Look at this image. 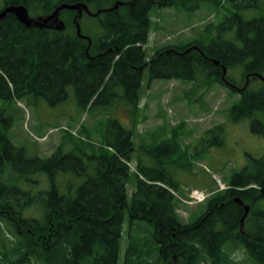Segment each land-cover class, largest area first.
I'll return each instance as SVG.
<instances>
[{
	"label": "trees",
	"instance_id": "16d2710c",
	"mask_svg": "<svg viewBox=\"0 0 264 264\" xmlns=\"http://www.w3.org/2000/svg\"><path fill=\"white\" fill-rule=\"evenodd\" d=\"M1 1L3 8L24 6L31 17L49 15L62 3L83 4L93 13L121 3L116 10L88 16L96 18L103 31L88 51L87 41L76 36L74 11L61 12L62 32L27 28L12 14L0 19V225H9L14 233L11 264H118L125 219L128 241L122 264H238L230 258L229 248L240 250L255 264H264V154L250 158L248 165L227 177L226 189L214 192L206 200L205 210L183 224L176 213L178 199L171 193L178 191L179 184L167 167L176 151L170 143L174 138L151 149L144 143L140 146L155 160L151 158L148 168L139 160L128 201L126 186L134 146L131 133L111 114H105V123L101 121L107 150L81 154L93 159L95 168L89 175L88 164L78 162L75 171L85 180L72 198L61 195L55 186L57 173L67 170L63 162L76 160L71 153L62 154L58 148L46 158L28 159L24 149L16 147L7 135L18 111L11 106L15 100L32 96L55 104L67 99L69 87L80 112L116 103L135 112L145 69L148 85L154 80L186 83L202 77V82L239 94V100L227 109L228 119L250 120L251 130L263 133L264 85L239 92L220 76L223 66L227 70L239 68L244 76L263 74L264 16L245 20L232 13L218 25L204 26L203 40L165 45L147 59L143 47L148 40L151 9L156 5L191 14L200 10L203 0ZM224 3L236 11L259 6V0ZM212 29L217 35L208 38ZM230 29L235 32L233 40L222 37ZM194 46L198 49L185 53ZM225 77L236 87L244 85ZM254 80L258 78H250ZM222 130L217 125L205 132L214 135L209 147L223 145ZM31 174L45 175L51 188L32 194L25 188L30 183L25 178ZM238 201L249 206L241 230L243 208ZM34 202L43 208L40 218L23 214Z\"/></svg>",
	"mask_w": 264,
	"mask_h": 264
},
{
	"label": "rangeland",
	"instance_id": "374dc122",
	"mask_svg": "<svg viewBox=\"0 0 264 264\" xmlns=\"http://www.w3.org/2000/svg\"><path fill=\"white\" fill-rule=\"evenodd\" d=\"M2 8L3 2L0 0V9ZM232 13H239L245 20L263 17L264 0H259L257 8L239 11L230 8L224 0H203L200 10L191 14L155 5L149 14V35L143 47L146 58L165 45L203 40L204 26L218 25ZM61 19L64 20V17ZM79 25L81 33L94 43L103 34L96 18L83 16ZM211 31L207 37L215 38L217 34L214 29ZM234 36V29L222 35L232 40ZM237 46L241 47L242 44L237 42ZM226 74L228 79L238 86L246 82V75L244 76L239 68L228 69ZM262 76L264 77V72ZM261 85L260 80L248 81V88L252 90L260 88ZM67 92V99L55 104L32 96L15 100L11 106L18 111H15L7 135L16 147L24 149L28 159L46 158L58 148L62 154L71 153L75 157L72 159L76 160L64 161L63 165L67 170L58 172L55 179L59 193L70 198L75 197L77 189L85 180V176L76 173V166H79V163H87L88 174L92 175L94 172L95 161L81 154L85 152L91 155L92 151L102 154L103 150H107L100 133L101 121H107L105 114L116 117L131 133L134 151L129 163L130 180L126 186L128 201L135 188V173L139 160L146 168L152 164V159L155 160L146 152V148L140 146L144 143V146L151 149L174 138L170 143L173 149L176 147V151L167 167L179 184V189L175 192L177 197H174L178 199L175 203L176 213L183 224H187L205 210L206 200L214 192L226 189L227 177L248 165L250 158L257 159L264 154V127L263 133L257 134L251 130L250 120L232 122L227 117V109L239 100L240 95L228 93V90L219 84L202 82V77H198L196 82L154 80L148 85V71L145 69L139 90L141 100L136 112L133 113L132 110L131 115L123 111L120 103L109 107L95 105L80 112L72 87H69ZM217 125L223 128L220 135L223 145L209 147L214 135L205 132ZM256 129L259 130V127ZM77 158L80 161H77ZM25 181L30 182L25 188H29L32 194L51 188L50 180L42 174H31ZM197 191L203 193L204 200L194 199ZM261 206L264 208V201ZM23 214L40 218L43 208L41 204L34 202ZM13 234L9 225H0V264H11L14 260L10 251L14 242ZM127 241L125 219L119 244L118 264L123 262ZM227 250L234 262L255 264L240 250ZM175 262L174 259L172 263Z\"/></svg>",
	"mask_w": 264,
	"mask_h": 264
},
{
	"label": "water",
	"instance_id": "95a60500",
	"mask_svg": "<svg viewBox=\"0 0 264 264\" xmlns=\"http://www.w3.org/2000/svg\"><path fill=\"white\" fill-rule=\"evenodd\" d=\"M120 5H121V3H116L113 7L109 8V9L102 10V11H96L93 13L87 8L86 5H83V4L70 5V4L62 3V4L58 5L52 11V13H50L49 15H43V16H38V17H31L29 15L27 9L24 6L13 5V6H7V7L3 8L2 11H0V19L4 18L6 14H12V15H14V17L17 19V21L20 24L24 25L27 28L47 29V30H52L55 32H62L65 29V24H64V21L60 18L61 12L63 10L74 11L72 23H73L74 28H75L76 36L79 39H84L87 41L86 51H88L89 48L91 47L92 41L89 37H87L81 33L79 20L81 19L82 14L85 13L87 16L97 17L101 12H109L112 10H116ZM192 49L197 50L198 48L196 46H194L192 48H189L187 51H185V53L191 51ZM212 62L215 65L218 64V62L215 60H212ZM226 72H227V68L223 66L221 68V76H220L221 81L226 83L228 86H230L234 89H238L235 85L227 82V80L225 78ZM250 77L258 78L264 85V77L261 74H259V73L249 74L246 76V82L243 85V87L238 89L239 92H244L247 89L248 80ZM238 202L241 204V206L243 208V215L241 217L240 225H239V229L241 230L243 227V221L249 213V206L245 205L241 201H238Z\"/></svg>",
	"mask_w": 264,
	"mask_h": 264
},
{
	"label": "crops",
	"instance_id": "0c3cea01",
	"mask_svg": "<svg viewBox=\"0 0 264 264\" xmlns=\"http://www.w3.org/2000/svg\"><path fill=\"white\" fill-rule=\"evenodd\" d=\"M121 108H123V111L124 112H128V114L129 115H131L130 114V112L132 111V109L130 108V107H127V106H125V105H121ZM136 112V111H135ZM133 113H134V111H133ZM115 119H117L116 117H114ZM132 119H133V117H132ZM118 120V119H117ZM119 121V120H118ZM120 122V121H119ZM121 123V122H120ZM121 125L123 126V124L121 123ZM124 127V126H123ZM125 129H127L126 127H124Z\"/></svg>",
	"mask_w": 264,
	"mask_h": 264
},
{
	"label": "built area",
	"instance_id": "2783aa9c",
	"mask_svg": "<svg viewBox=\"0 0 264 264\" xmlns=\"http://www.w3.org/2000/svg\"><path fill=\"white\" fill-rule=\"evenodd\" d=\"M194 193V192H193ZM195 200H204V195L202 192H196L195 195L193 196ZM199 198V199H198Z\"/></svg>",
	"mask_w": 264,
	"mask_h": 264
},
{
	"label": "flooded vegetation",
	"instance_id": "af4514ba",
	"mask_svg": "<svg viewBox=\"0 0 264 264\" xmlns=\"http://www.w3.org/2000/svg\"><path fill=\"white\" fill-rule=\"evenodd\" d=\"M249 74H252V73H248V74H246V76L249 75Z\"/></svg>",
	"mask_w": 264,
	"mask_h": 264
}]
</instances>
